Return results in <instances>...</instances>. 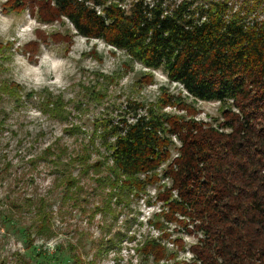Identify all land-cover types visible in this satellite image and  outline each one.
<instances>
[{
    "label": "trees",
    "instance_id": "16d2710c",
    "mask_svg": "<svg viewBox=\"0 0 264 264\" xmlns=\"http://www.w3.org/2000/svg\"><path fill=\"white\" fill-rule=\"evenodd\" d=\"M7 2L13 12L31 7L41 23L64 19L77 36L161 72L193 101L220 105L221 116L207 122L190 114L181 96L164 93L149 106L128 101L114 117L95 121L89 145L66 164L65 149L56 148L55 170L78 164L107 198L138 197L161 182L150 222L159 235L138 247L145 260L186 251L190 264H264V0ZM5 50L0 44V68ZM15 88L0 80V93L14 95ZM61 105L46 104V113L62 118ZM166 107L186 115L167 114ZM47 226L40 221L36 232H49ZM185 237L195 239L188 248ZM74 257L72 264H82Z\"/></svg>",
    "mask_w": 264,
    "mask_h": 264
},
{
    "label": "rangeland",
    "instance_id": "374dc122",
    "mask_svg": "<svg viewBox=\"0 0 264 264\" xmlns=\"http://www.w3.org/2000/svg\"><path fill=\"white\" fill-rule=\"evenodd\" d=\"M31 9L13 12L0 0V44L6 48L0 80L17 86L14 95L0 93V264H72L73 256L82 264H190L186 251L158 263L138 254L140 243L159 235L150 222L159 211L154 199L161 182L138 197L107 198L78 164L67 172L60 163L56 171L51 161L58 158L56 148L65 149L64 164L80 154L95 121L114 117L128 101L149 106L164 93L181 96L190 114L207 122L221 116L220 105L193 101L161 72L77 36L64 19L41 23ZM54 102L62 103V118L46 113L45 105ZM163 112L186 115L177 107ZM43 220L50 231L41 235L36 231ZM194 241L183 240L186 248Z\"/></svg>",
    "mask_w": 264,
    "mask_h": 264
},
{
    "label": "clouds",
    "instance_id": "9594fccd",
    "mask_svg": "<svg viewBox=\"0 0 264 264\" xmlns=\"http://www.w3.org/2000/svg\"><path fill=\"white\" fill-rule=\"evenodd\" d=\"M0 20H4V17L0 16Z\"/></svg>",
    "mask_w": 264,
    "mask_h": 264
}]
</instances>
